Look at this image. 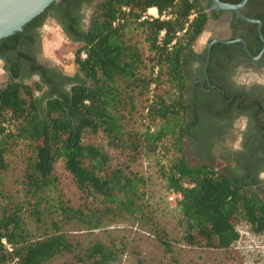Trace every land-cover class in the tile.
<instances>
[{"label":"trees","instance_id":"trees-1","mask_svg":"<svg viewBox=\"0 0 264 264\" xmlns=\"http://www.w3.org/2000/svg\"><path fill=\"white\" fill-rule=\"evenodd\" d=\"M221 1L236 4L240 0ZM56 3L65 8L70 22L68 0H56L22 28L37 19L41 25ZM122 7L128 12H122ZM151 7L159 14L167 11L171 17L139 20ZM91 9L82 31L73 34L69 26L64 27L73 42L80 44L73 52L79 74L67 92L35 95L42 92L43 82L27 84L15 69L4 67L9 77L0 87V241L5 238L12 251L7 252L0 242V264H46L63 253L74 256L72 264H109L117 259L116 247L94 242L83 248L60 232L57 218L92 224L100 220L98 208L87 207L90 212L85 214L50 196L57 181L54 165L62 159L78 189L99 199L103 215L141 214L140 189L145 180L121 168L108 171V153L100 146L85 144L87 133L101 132L108 146L128 145L134 153L142 146L158 150L169 139L175 155L161 166L162 178L168 191L180 195L178 224L186 245L228 248L239 239L236 224L240 220L249 223L255 233L264 231V200L259 194L248 192L238 178L211 165H189L182 149L184 136L194 137L195 122L187 123L184 67L208 20L202 0H94ZM117 19L122 20L113 25ZM133 30L143 34L152 55L144 75L141 52L129 37ZM18 35L15 32L1 39L2 46H9ZM136 96L144 97L145 116L154 125L141 133H129L123 112L133 109ZM18 143H26L28 150L23 157V200L13 202L1 186L8 167L6 154ZM25 215L34 219L37 236L28 228ZM154 235L164 252L170 253L166 233L156 230Z\"/></svg>","mask_w":264,"mask_h":264},{"label":"rangeland","instance_id":"rangeland-1","mask_svg":"<svg viewBox=\"0 0 264 264\" xmlns=\"http://www.w3.org/2000/svg\"><path fill=\"white\" fill-rule=\"evenodd\" d=\"M100 1V0H96ZM92 9L88 13L90 18ZM48 25V28L45 26ZM214 24H209L193 45L195 52H202L208 39L212 36ZM130 39L136 42L143 59L141 73L147 74L151 65V53L144 41L143 34L133 30L129 34ZM47 43L51 50L47 49ZM80 46L78 42L69 40L54 23H45L41 29L40 57L51 65L56 66L69 76L78 75V69L73 62V52ZM8 76L0 61V87L7 81ZM27 84L32 81L26 80ZM43 92L35 93V95ZM134 107L124 110L125 129L131 132H144L148 127L153 129L154 124L145 116L146 102L143 96H136ZM85 144H93L103 148L109 155V168H121L125 172H134L142 176L145 185L140 189L141 214L136 217L129 215L102 214L103 205L97 198L78 189L72 176L65 170L63 160L59 159L54 165V175L57 179L55 187L51 190L52 199H61L67 202L73 209H80L87 214L97 209L100 220L92 224L80 222L76 219L57 218L60 232L66 234L70 241L78 242L83 248L101 242L105 245L117 248V259L109 264H264V231L253 232L249 223L240 220L236 224L239 239L225 249H212L186 245L181 238L179 227L180 213L177 207V198L167 190L162 178L161 166H165L175 155L169 139H164L158 150H148L142 146L136 153L131 147H111L107 144V138L101 133H87L83 137ZM195 137H184L182 149L186 162L189 165L199 163L194 158L193 144ZM230 146L234 142H228ZM26 143H18L6 154L8 164L3 174L1 189L6 197L13 202H22V181L24 173L23 157L27 152ZM222 164L219 160L211 163L217 171L222 172ZM264 187V183H263ZM248 192H257L264 200V188L257 191L249 189ZM4 203V202H3ZM96 211V212H97ZM56 220V219H55ZM28 228L37 236L36 223L33 218L25 215ZM62 221V222H61ZM96 226V228L94 227ZM164 231L171 244V252L165 253L156 239L154 232ZM75 258L72 254L63 253L55 256L46 264H72Z\"/></svg>","mask_w":264,"mask_h":264},{"label":"flooded vegetation","instance_id":"flooded-vegetation-1","mask_svg":"<svg viewBox=\"0 0 264 264\" xmlns=\"http://www.w3.org/2000/svg\"><path fill=\"white\" fill-rule=\"evenodd\" d=\"M89 1L68 0L70 22L64 15L65 8L56 3L46 12L41 25L38 26L37 19L17 31L20 35L10 44L7 42L9 46H2L0 41L3 68L7 65L10 70L15 69L23 80L43 82L45 95L67 92L76 74L69 76L40 57L41 29L45 23H54L73 41L72 34L66 33L64 27L69 26L73 34L86 28L94 3ZM202 2L208 14L205 29L209 24H214L216 29L202 52L192 48L184 67L188 87L184 96L189 106L187 123L195 122L192 153L201 164L210 165L219 160L222 172L238 178L246 190L260 191L264 188V41L255 23L240 19L232 11L216 10L211 0ZM240 12L261 23L264 40V0H246ZM210 44L205 77L203 70ZM4 70L9 77V72Z\"/></svg>","mask_w":264,"mask_h":264},{"label":"water","instance_id":"water-1","mask_svg":"<svg viewBox=\"0 0 264 264\" xmlns=\"http://www.w3.org/2000/svg\"><path fill=\"white\" fill-rule=\"evenodd\" d=\"M54 1L56 0H0V40L21 30L26 23L42 13ZM245 2L246 0H241L237 4H229L221 2L220 0H211L213 8L216 10L232 11L240 19L249 23H255L257 25V32L262 41H264L261 34V23L258 20L245 17L240 12V9L244 6ZM210 46L211 44L207 47L208 55L206 56L205 67L203 70L205 77ZM245 51L250 54L246 47Z\"/></svg>","mask_w":264,"mask_h":264},{"label":"built area","instance_id":"built-area-1","mask_svg":"<svg viewBox=\"0 0 264 264\" xmlns=\"http://www.w3.org/2000/svg\"><path fill=\"white\" fill-rule=\"evenodd\" d=\"M122 12H128V8L127 7H122ZM171 16L167 13V11H164V12H162L161 14H159V12H158V10H157V8H155V7H151V8H148L147 10H146V12H144L142 15H141V17H140V19L139 20H149V21H151V20H153V19H168V18H170ZM192 17V16H191ZM122 19H117L114 23H113V25H115L117 22H120ZM163 35V32H160V35H159V40L161 39V36ZM81 57L82 58H84L85 57V54H81ZM157 72V68H154V70H153V74H155ZM151 99H152V93H151V88H150V92H149V102L151 101ZM144 112H145V115H146V113L148 112V107H146L145 109H144ZM173 197H176L177 199H179L180 198V195L179 194H173ZM1 244H2V246L4 247V249L7 251V252H11L12 251V247H11V245L6 241V239L5 238H2L1 239Z\"/></svg>","mask_w":264,"mask_h":264},{"label":"crops","instance_id":"crops-1","mask_svg":"<svg viewBox=\"0 0 264 264\" xmlns=\"http://www.w3.org/2000/svg\"><path fill=\"white\" fill-rule=\"evenodd\" d=\"M48 28V25H45ZM47 49L51 50V46L47 43Z\"/></svg>","mask_w":264,"mask_h":264}]
</instances>
